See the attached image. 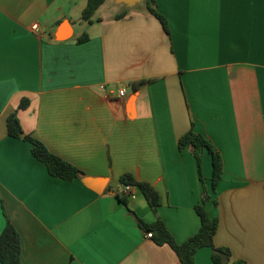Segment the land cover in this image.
<instances>
[{"label": "crops", "instance_id": "obj_1", "mask_svg": "<svg viewBox=\"0 0 264 264\" xmlns=\"http://www.w3.org/2000/svg\"><path fill=\"white\" fill-rule=\"evenodd\" d=\"M155 2L169 34L146 0H116L124 9L110 16L102 5L91 23L82 19L88 0H0V235L9 220L21 264H181L169 245L145 238L130 210L161 219L182 244L200 230L204 190L219 220L215 245L264 264V0ZM64 21L73 34L61 41ZM13 113L24 136L82 178L50 175L31 143L9 136ZM192 127L222 155L216 193L211 154L202 182L195 156L179 149ZM125 174L158 191L157 214L138 187L124 194ZM86 180H105L104 191ZM212 255L199 250L196 264H214Z\"/></svg>", "mask_w": 264, "mask_h": 264}, {"label": "trees", "instance_id": "obj_2", "mask_svg": "<svg viewBox=\"0 0 264 264\" xmlns=\"http://www.w3.org/2000/svg\"><path fill=\"white\" fill-rule=\"evenodd\" d=\"M105 1L88 0L87 6L82 13V19L91 23L93 15ZM146 7L149 13L162 24L166 33L169 34L168 22L158 10L155 0H146ZM88 39V35L85 34L78 39V42L84 43ZM29 105V99L25 98L22 100L19 109L26 110ZM7 128L10 137L22 139L32 144V155L46 166L50 175L66 181L82 178V172L76 166L52 153L43 142L29 134L24 136V131L16 113H13L8 118ZM178 145L180 151L189 149L197 159L199 175L202 182H204L202 175L204 152L208 151L211 154L213 161V189L216 193L224 174L223 158L216 146L204 135L196 132L193 127L180 138ZM121 183L124 186L132 185L133 187H138L144 194L153 212L157 214L158 207L162 205V198L153 186L136 180L131 174L123 175L121 177ZM118 199L129 207L126 196L118 195ZM211 200L212 196L204 190L202 202L195 207L201 219L200 230L182 244H179L174 239L166 224L161 219L150 224L139 218L132 210L130 211L144 232L153 233L152 240L157 245H169L175 251L181 264H196V254L203 248H211L213 250L212 260L214 264H248L244 260H234L229 248L217 247L215 245L214 237L219 228V220L217 217H211L207 210V205ZM213 201L215 204L218 203L217 198L213 199ZM21 254L22 246L20 236L16 228L8 220L5 229L0 235V262L1 264H21Z\"/></svg>", "mask_w": 264, "mask_h": 264}, {"label": "water", "instance_id": "obj_3", "mask_svg": "<svg viewBox=\"0 0 264 264\" xmlns=\"http://www.w3.org/2000/svg\"><path fill=\"white\" fill-rule=\"evenodd\" d=\"M140 0H119L120 3H124L127 6L131 7ZM73 34V29L68 21H64L58 30V39L61 41L69 39ZM85 184L91 189L96 190L97 193H102L105 189V180H86Z\"/></svg>", "mask_w": 264, "mask_h": 264}, {"label": "built area", "instance_id": "obj_4", "mask_svg": "<svg viewBox=\"0 0 264 264\" xmlns=\"http://www.w3.org/2000/svg\"><path fill=\"white\" fill-rule=\"evenodd\" d=\"M33 30L37 31L39 30V26L38 24H34L33 25ZM126 94V89H122L119 91V97H123ZM133 186L132 185H126L124 187V194H126L127 196H129L132 192ZM145 238L146 239H152L153 238V233L152 232H145Z\"/></svg>", "mask_w": 264, "mask_h": 264}, {"label": "rangeland", "instance_id": "obj_5", "mask_svg": "<svg viewBox=\"0 0 264 264\" xmlns=\"http://www.w3.org/2000/svg\"><path fill=\"white\" fill-rule=\"evenodd\" d=\"M116 0L112 1L109 0L106 5H103V7L101 8L100 14H107L110 16V13H114L116 10H120V9H124V7L122 5H119V7L116 5ZM142 6V8H144V3L140 5V7ZM119 8V9H118ZM145 9V8H144ZM102 12V13H101Z\"/></svg>", "mask_w": 264, "mask_h": 264}]
</instances>
